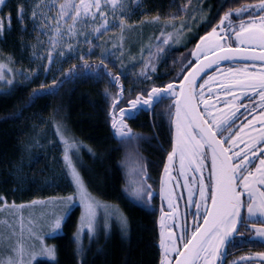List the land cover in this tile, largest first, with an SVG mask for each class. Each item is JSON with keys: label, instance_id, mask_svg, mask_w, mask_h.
Wrapping results in <instances>:
<instances>
[{"label": "snow or ice", "instance_id": "6c2138e0", "mask_svg": "<svg viewBox=\"0 0 264 264\" xmlns=\"http://www.w3.org/2000/svg\"><path fill=\"white\" fill-rule=\"evenodd\" d=\"M6 0H0V6L4 5ZM104 2L111 6L115 11L122 6L123 0H104ZM190 2V0H189ZM59 5L58 11L61 18L67 17L73 24L69 27L68 31L71 34L75 27V24L80 22L81 19H87L89 16L95 20L96 14L91 13V8H96L99 12L100 18L104 22L96 29V39H99L103 32L109 29V24L106 19L105 13L101 7V0H64L63 3H59V0H52V6ZM247 13L249 19L247 21L241 19L238 26L232 22V17H242ZM33 19L36 18V12H33ZM23 8L20 9L18 19L23 20ZM258 18V20H257ZM10 26L11 17L8 18ZM123 27V20L119 25ZM4 18H0V33L3 32ZM57 36L62 35L59 31V22H57ZM234 35L235 41L238 45H244L245 47H231L229 41L232 40ZM218 36L219 40L210 43L208 37ZM160 44L157 45L158 51L162 52L163 45H167L171 34L167 37L161 34ZM201 44L197 45V50L192 52L191 55L196 62L199 61L200 56L198 53H202L205 57L208 54L215 55L217 51L221 54L216 56L214 60L209 61L206 64H201L199 67L193 69V76L195 73L203 72L207 68H213V65H217L220 61L231 60L235 58H241L250 61L264 62V0H259L258 5H245L235 10L225 12L220 18V23L214 27L211 33L206 37H201ZM219 41H223L220 43ZM84 43L91 44V41L85 38ZM259 47L261 50L260 55L255 54V47ZM95 47V45H93ZM115 47V45H114ZM207 48L205 52L204 49ZM71 45H69V51H73ZM91 52V48L89 49ZM84 60V57H80ZM52 61L51 53H49V62ZM192 61L189 62L191 66ZM88 69L90 65H83ZM255 67V65H253ZM97 68H103L104 74L112 76V73L107 71V64L105 63V57L102 53L100 65ZM264 69V65H262ZM7 71H12L7 68L6 65L0 64V81L5 80V74ZM231 71V70H230ZM76 74V66H73L66 75ZM144 73H142L143 75ZM115 82L119 81V77H113ZM184 80L187 84L180 88L179 91L174 87L173 83H169L161 88L153 87L151 91L147 93L148 99H143L138 96L134 100H130V108L125 111L121 109V117L119 120L115 115V111L111 113L112 128L114 129V135L120 142L136 139L131 129L124 123V117L131 118L130 112L133 110H139L145 106L151 107V104L163 96H170L176 98L174 101V125H175V137L173 142V149L168 154V161L174 162L176 157H179L180 175L184 176L185 166L193 173H202L205 165V161L209 159L208 150L211 151L210 170L207 179L210 183H205V177L200 175L198 177H185L183 185H179L187 189V205L194 209L192 212L193 226L191 228V234L189 235V229L187 225L183 227L178 223H173L171 227L167 228L168 236L167 243L164 239L165 233L161 232L160 248L162 249V257L160 264H224L227 255V248L230 243L239 238L244 241L245 231L253 233L248 237V241H259L264 244V226L256 228L254 225L249 227L250 221H255L264 225V134H261V139L256 145H245L244 149L239 148V132H233V127L236 125V121L239 116H244V113L240 109H246L251 114L257 107H260L261 116L264 117V70L257 75L255 72H249L247 69L237 72L232 75L228 83L221 84V92L224 96H232L233 100L243 101L245 98L254 100L255 97L259 98V105L252 103V107L248 108L245 103H240L239 107H235L234 110L227 115V118H221L217 121V117L211 115V110L216 105H209L208 99L212 98L211 90L209 89V95L206 98L203 92H197L196 89H203L207 84L197 85L195 79L189 80L188 76H184ZM7 83L11 84V80H7ZM247 89L240 97L235 96V90ZM249 92H254V97H249ZM233 100L224 99L219 101L224 107L232 105ZM118 103V100H117ZM202 103L203 109L197 111V104ZM115 109V104L113 105ZM239 114V115H238ZM247 120V116H245ZM252 123L251 120L247 121L244 127H247ZM243 129L241 128L240 131ZM227 131L229 135L224 136L223 133ZM220 136L222 139H217ZM198 137V138H197ZM65 143V162L69 168L72 182L75 185L76 193L74 196H68L60 201V203L67 204V209L64 213L65 216L71 211L74 204L77 202L83 206V214L80 219L79 233L75 237L77 243L80 242L82 234L85 230L89 234V238L95 235V222L97 209L106 207L100 205L91 194L87 191L84 182L76 171V168L72 165L71 159L68 156V151L71 148H76L75 144H70L67 140ZM228 145V147H223ZM259 159V165L256 166L255 173L250 171L253 166V159ZM165 176L171 177L169 164L164 166ZM259 174V175H257ZM166 181L162 178L161 194H164V185ZM190 184L196 185L195 191ZM247 194V200L243 197ZM133 197L138 200L143 199L145 196L151 199L153 193L151 186H142L136 188L132 193ZM199 197L198 199L196 197ZM183 198V197H181ZM2 199V198H0ZM36 203V202H34ZM209 204L211 207H209ZM7 206V205H6ZM12 207H15L13 205ZM23 207V206H20ZM175 205L172 203L170 194L168 198V208L175 210ZM246 209L247 217L242 215L241 210ZM169 216L172 214L169 213ZM165 216L161 217L163 221ZM63 217H55L53 222V229L59 230L62 226ZM199 221H202L200 223ZM123 224V220H121ZM165 227L164 224L161 225ZM182 230L177 233L173 229ZM40 239V237H35ZM12 254L5 259H0V264H32L38 255L44 254L48 257L55 258V249L46 247L41 242L40 253H37L33 248L25 249L22 244H17L11 250ZM170 253H174V259ZM258 257L261 261H264V253H259ZM256 259V257H241L238 261H233V264H246L247 261Z\"/></svg>", "mask_w": 264, "mask_h": 264}, {"label": "trees", "instance_id": "16d2710c", "mask_svg": "<svg viewBox=\"0 0 264 264\" xmlns=\"http://www.w3.org/2000/svg\"><path fill=\"white\" fill-rule=\"evenodd\" d=\"M152 1L157 9L168 0ZM246 1H203L200 4L204 8L201 12L211 11L209 19L200 26L196 25L197 31L192 34L189 44L170 49L162 59L165 56L168 62L175 57L178 59L204 31L218 22L224 11L237 8ZM154 27V32H159L160 25ZM108 34L104 36V41ZM17 37L16 31L7 38L3 37L5 52L16 48ZM3 38L0 37V42ZM89 61H92V68L87 73L79 71L83 69L82 60L69 62L58 79L49 86L41 81L36 82L33 75L25 73L0 90V206L12 202L29 203L34 198L42 199L55 194L47 188L39 191L38 185L27 177L30 167L20 169L19 166L21 142L32 122L30 120H36L41 112V115L54 121L56 129L60 127L63 132L74 135L87 145L82 152L83 160H75V165L81 169L92 193L120 206L125 220L123 224L115 222L112 225L110 236L100 231L93 240L88 241L90 243L84 257L80 259L75 240L80 209L73 208L66 216L62 229L50 238L57 258L54 262L44 260L40 264H160L162 249L159 247L158 209L132 202L124 195V187L121 186L127 180L122 163L132 158L137 171L157 168L161 158L160 145L170 147L172 105H163L167 111L155 112L154 109L144 115L132 114L127 127L137 138L123 143L114 135L110 114L114 104L115 107L129 104L124 94L147 95L154 85L164 86L175 79L176 68L181 62L173 66L162 63L157 74L146 80L140 77L139 72H134L136 65L130 67L121 64L118 67L115 57L113 62L105 60L111 77L104 74L103 68H97L101 56ZM73 66H76V74L66 75ZM113 77H119V81L115 82ZM117 91L119 97L116 99Z\"/></svg>", "mask_w": 264, "mask_h": 264}, {"label": "rangeland", "instance_id": "374dc122", "mask_svg": "<svg viewBox=\"0 0 264 264\" xmlns=\"http://www.w3.org/2000/svg\"><path fill=\"white\" fill-rule=\"evenodd\" d=\"M203 1L208 3L210 0H194L192 5V0L190 2L189 0H168L164 6L156 9L152 0H123L122 6L114 11L110 5L101 0V7L110 30L103 32L99 39H96L94 29L98 28L104 20L100 18L99 12L94 7L90 9V12L96 14V19L93 20L90 16L87 19L82 18L80 22L75 24L73 32L70 34L68 29L73 22L67 17H60L59 5L53 7L52 0H6L5 4L0 6V18H4V28L0 37L7 38L8 35L16 31L18 40L15 49H9L8 52H5L2 46L4 38L1 39L0 64L6 65L12 71L6 70L5 80L0 81V90L9 84L6 82L7 80L13 82L15 78L25 73L33 75L36 82L41 81L49 86L58 79L61 71L69 62H80L81 56L84 57L83 62H81L83 69L80 68L79 71L82 73L84 70L87 73L92 68V61L89 60L101 56L102 52L106 55L105 60H112L113 62L115 57L118 67L121 64L130 67L136 65L134 72H139L140 77L146 80L153 74H157V69L162 63L164 66L166 64L173 66L176 62L178 64L181 62L179 67L177 66L178 69L176 68L177 73H175V77L178 78L189 67V62L193 61L191 53L194 45L181 54L178 59L175 57L168 62L167 56L163 59L162 57L170 49L189 44L192 34L197 31L196 25L200 26L209 19L211 11L201 12L204 9L200 5ZM63 2L64 0H59V3ZM258 4L259 0H247L246 3L237 8ZM21 8H23L24 15L22 21L18 19ZM237 8L232 7L230 9ZM34 11L37 14L35 19L32 15ZM9 16L11 17L10 26L7 19ZM244 16L247 17V13L242 17H232L233 24L238 26ZM121 20H123V27L119 26ZM57 22H59V31L62 33L60 36L56 35ZM157 25H160V30L156 33L154 26ZM107 33L109 34L104 41V36ZM162 33L165 37L171 34V39L167 45H163L164 50L160 52L157 45L160 44L158 38H161ZM85 38L90 40L91 44L84 43ZM69 45L74 49L71 52ZM90 48L91 52L89 51ZM49 53L52 57L51 62H49ZM85 64L91 67L86 69L83 67ZM142 73L144 74L142 75ZM119 91L115 93L116 99L119 97ZM132 97L134 95L124 94L126 99ZM163 105L170 106L172 103L170 100H164L157 105L155 112L167 111ZM37 116L36 120H30L32 122L21 142L22 152L19 166H21L20 169L26 166L30 167V175L28 174L27 177H31L33 184L38 185L39 191L47 188L54 191L55 194L42 199L34 198L29 203L12 202L0 206V259H5L11 255V250L17 244H22L25 249L34 247L37 253H40L41 242L44 246L55 249L50 238L62 229L66 218L64 213L67 209V204L60 203V201L68 196H74L76 193L75 185L64 159V140L76 145V148L69 149L68 156L81 176L87 191L100 205L106 206L97 209L95 235L89 238V234L85 230L80 242H76L78 256L82 259L90 243L88 241L93 240L100 231L110 236L113 231L112 225L115 222L124 221L125 217L120 206L116 203L92 193L81 174V169L75 165V160H83L82 152L87 145L78 141L74 135L63 132L60 127L56 129L54 121L41 115V112ZM122 169L128 182L127 185L130 184L129 187L123 189L125 196L130 198L132 202L140 203L148 208L154 207L153 199L145 201L147 199L145 196L138 200L132 195L135 191V188L132 187L136 177L135 161L128 158L122 163ZM13 205L15 207H12ZM75 207L80 209L76 237L79 233L80 219L84 209L78 202L73 205L72 209ZM55 217H63L62 226L59 230H54L52 227ZM37 236L40 239H36ZM87 236L88 239H86ZM56 258L57 252L55 250L54 259L40 254L32 264H40L44 260L54 262Z\"/></svg>", "mask_w": 264, "mask_h": 264}, {"label": "flooded vegetation", "instance_id": "af4514ba", "mask_svg": "<svg viewBox=\"0 0 264 264\" xmlns=\"http://www.w3.org/2000/svg\"><path fill=\"white\" fill-rule=\"evenodd\" d=\"M243 20L247 21L249 17L244 16L242 18ZM258 20V18H257ZM218 25V24H217ZM216 25V26H217ZM214 26V27H216ZM208 28V33H211L212 29L214 28ZM210 40V39H209ZM219 39H211L210 43H214L218 41ZM220 43H223V41H219ZM229 45L233 48L235 47H245L244 45H238L237 42L235 41L234 35L231 41L228 42ZM255 51L261 52L259 47L254 46ZM204 51H207V48L204 49ZM219 53V51L216 52V54ZM215 54V55H216ZM200 58H202L204 55L202 53H198ZM215 55L208 54L206 57H213ZM194 59V58H193ZM226 62L221 63L213 66V68H210L199 80L198 84H204L205 81H207V84L203 89L197 88V92H203L205 97L207 98L209 95V89L211 90L212 98L208 99V104L209 105H216L214 109L211 110V115L217 117V121H219L221 118H227V115L230 114L232 110L235 109V107H239L240 103H245L248 108L252 107V103L254 102L256 105H259L260 101L258 97H255L254 100H250L248 98H245L243 101L241 100H233L232 96H224V94L221 92V84L222 83H228L229 79L231 78L232 75H235L239 71H243L247 69L249 72H255L257 75L260 74V72L264 69H262V65H264L263 62H257V61H241V60H225ZM196 61L195 59L192 61L194 64ZM220 63V62H219ZM255 65V67H253ZM231 70V71H230ZM185 72V71H184ZM184 74V73H183ZM183 74L178 76L177 79H175L172 83L174 84V87L179 91L181 88V79L183 77ZM210 79V81H209ZM248 91L247 89L240 90L237 89L235 90V96L240 97L243 95V92ZM254 92H249V97H254ZM148 99V98H146ZM163 99H169L172 104H173V113H172V119H175L174 117V101L176 98L170 97V96H163L160 99H156L152 104L151 107L145 106L144 108H141L139 110H133L135 114H148V112H152V109L158 104ZM228 99V100H233L232 105L229 107H224L219 101ZM126 104L124 107V110L127 111L131 106H127ZM204 105L202 103L197 104V108L202 110ZM242 113H244V116H239V119L236 121V125L233 127V132H239V148L244 149L245 151H248L247 148H245V145H256L258 141L261 139V134H264V117L261 116V109L260 107H257L255 111L251 112L249 114L246 109H240ZM132 112V111H131ZM130 112V116L132 115ZM239 115V114H238ZM245 116H247V120L245 119ZM251 120L252 123L248 125L247 127H244V125L247 124V121ZM135 122V121H132ZM124 123L127 125L128 122L124 119ZM171 132H170V147H163L160 145V153H161V158L160 161L158 162L157 168L156 169H148V170H142L138 171L136 173V177L134 179L135 183L132 184V187L136 189L142 186H151V191L153 193L150 200H154V206L158 209L157 214H158V229H159V245H160V240H161V232L163 231L165 233L164 239L167 243V228L171 227L173 223H178L182 227L183 225H187L189 229V235L191 234V228L193 226V216L192 212L194 211L193 208L189 207L187 205V197H188V192L187 189L184 187H181L179 185H183L185 177L191 178V177H198L200 175H203L205 177V183L208 184L210 181L207 179L209 176V170H210V160H211V154L210 150H208V156L209 159L205 161V167L202 171V173H193L190 169L185 166L184 172L185 175L181 176L180 175V164H179V157L177 156L174 162H169L168 161V154L172 151L173 149V142H174V137H175V125L174 123H171ZM243 129L240 131V129ZM224 136L229 135L227 131L223 133ZM198 138V137H197ZM218 139H222V137L218 136ZM224 147H228V145H223ZM250 158L251 153H249ZM253 159V166L250 168V171L255 173L256 166L259 165V159ZM168 163L170 167V172H171V177L165 176L164 173V166L165 164ZM147 172V173H146ZM259 175V174H257ZM162 178L166 181L164 185V194H161V181ZM129 185H124L122 184L121 187H129ZM190 187L193 188L195 191L196 185L190 184ZM169 194L172 200V203L176 206L175 210L169 209L168 208V198ZM124 195L125 192H124ZM154 196V197H153ZM183 197V198H181ZM197 199L199 198L198 196L196 197ZM243 199L247 200V194L243 197ZM210 206V204H209ZM242 215L247 217V212L246 209L241 210ZM171 213L172 215L169 216L168 214ZM165 216V219L162 221L161 217ZM202 223V221H199ZM164 224L165 227L162 228L161 225ZM255 226L256 228L262 227L264 225H261L258 222L255 221H250L249 227ZM182 230L180 229H173V231L179 233ZM241 232L244 233V241H241L239 238H237L235 241L230 243L227 248V255H226V260L224 261V264H233V261H238L240 260L241 257H256V259L247 261L246 264H264V261H261L258 257L259 253H264V244H261L259 241H248V237L252 236L253 233L250 231H245V229H241ZM160 247V246H159ZM161 249V248H160ZM171 257L174 259L175 254L170 253Z\"/></svg>", "mask_w": 264, "mask_h": 264}, {"label": "water", "instance_id": "95a60500", "mask_svg": "<svg viewBox=\"0 0 264 264\" xmlns=\"http://www.w3.org/2000/svg\"><path fill=\"white\" fill-rule=\"evenodd\" d=\"M202 43V41H200L198 44H201ZM196 50H197V48H196ZM260 53L261 52H257V51H255V54L256 55H260ZM221 53L219 52V53H217L215 56H213V57H203V58H201L197 63H195L186 73H185V75L184 76H188V78H189V80H192V79H195V83L197 84L198 83V81H199V79L201 78V76L204 74V73H206V71L207 70H209L210 68H207V69H205L203 72H199V73H195V75L193 76V69L194 68H196V67H199L201 64H206V63H208L209 61H211V60H214L215 58H216V56H218V55H220ZM231 60H241V61H244V59H241V58H235V59H231ZM246 61H250V60H246ZM224 62H226V61H220V63H218V64H221V63H224ZM257 62H261V61H259V60H257ZM264 63V62H263ZM213 66H215V65H213ZM187 84V81L186 80H184V77H183V79H182V83H181V88L182 87H184V85H186ZM197 107V106H196ZM197 111L199 112V109L197 108ZM218 139V138H217ZM224 147V146H223ZM210 154H211V151H210ZM209 207H211V205L209 206Z\"/></svg>", "mask_w": 264, "mask_h": 264}]
</instances>
